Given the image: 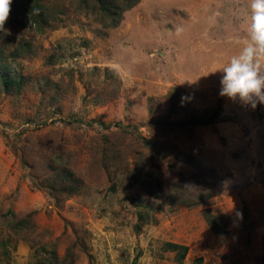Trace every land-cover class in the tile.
I'll return each mask as SVG.
<instances>
[{
    "label": "rangeland",
    "instance_id": "obj_1",
    "mask_svg": "<svg viewBox=\"0 0 264 264\" xmlns=\"http://www.w3.org/2000/svg\"><path fill=\"white\" fill-rule=\"evenodd\" d=\"M80 1L0 29L25 77L0 83V264H264V104L217 71L250 0H142L117 28Z\"/></svg>",
    "mask_w": 264,
    "mask_h": 264
},
{
    "label": "clouds",
    "instance_id": "obj_2",
    "mask_svg": "<svg viewBox=\"0 0 264 264\" xmlns=\"http://www.w3.org/2000/svg\"><path fill=\"white\" fill-rule=\"evenodd\" d=\"M11 3L0 0V29L9 17ZM246 23V39L240 51L217 71L221 73L220 96L255 109L257 104H264V0H250Z\"/></svg>",
    "mask_w": 264,
    "mask_h": 264
},
{
    "label": "trees",
    "instance_id": "obj_3",
    "mask_svg": "<svg viewBox=\"0 0 264 264\" xmlns=\"http://www.w3.org/2000/svg\"><path fill=\"white\" fill-rule=\"evenodd\" d=\"M142 0H81V11L96 12L102 18L101 22L105 27L117 28L124 20V13L134 9ZM77 6V1H72ZM65 15V11L58 5H55L51 0H12L10 12L6 24H19L21 27H27L38 33H43L45 28H49L53 22L59 20ZM25 77L20 74H0V83L7 92H12L14 85H18L21 89ZM207 117V119H205ZM220 115L218 110L207 111L201 115V119H197L196 123L205 120V124L214 123ZM209 118V119H208ZM213 120L212 122L210 121ZM175 158L193 165L194 158L190 155L175 153ZM140 182L145 183L146 177L140 178ZM19 226L15 232H21L28 229V224L25 221L18 223ZM182 249L181 247H178Z\"/></svg>",
    "mask_w": 264,
    "mask_h": 264
}]
</instances>
